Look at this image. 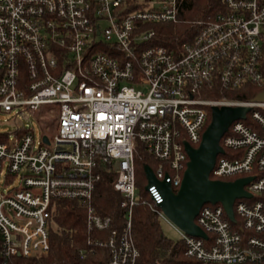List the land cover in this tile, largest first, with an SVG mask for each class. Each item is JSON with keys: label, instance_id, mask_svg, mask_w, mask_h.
<instances>
[{"label": "built area", "instance_id": "built-area-1", "mask_svg": "<svg viewBox=\"0 0 264 264\" xmlns=\"http://www.w3.org/2000/svg\"><path fill=\"white\" fill-rule=\"evenodd\" d=\"M192 0H0V114L44 121L14 137L0 133V174L17 184L0 192V263L46 257L51 249L53 202L71 200L86 212L89 237L81 260L105 248V264H137L133 208L163 212L156 186L140 196L136 153L142 143L155 159L159 181L174 192L197 148L214 106H244L221 140L211 179L254 177L251 198L234 204L233 222L222 204H206L196 224L207 238L181 233L186 255L204 263L264 264V0H222L223 9L195 22L198 33L175 54L157 44L155 25L180 21ZM249 86L248 100L229 96ZM212 94L211 96H208ZM45 138L49 143L45 142ZM230 154V155H229ZM107 168L124 197L126 221L92 204ZM55 264V263H54Z\"/></svg>", "mask_w": 264, "mask_h": 264}, {"label": "trees", "instance_id": "trees-1", "mask_svg": "<svg viewBox=\"0 0 264 264\" xmlns=\"http://www.w3.org/2000/svg\"><path fill=\"white\" fill-rule=\"evenodd\" d=\"M222 9V0H192L190 8L181 13L179 22L154 26L157 30V44L179 54L184 43H191L197 35L195 22L207 19ZM228 94L237 99L248 100L257 94V88L249 86ZM211 95L209 93L208 96ZM156 164L144 145L139 143L136 153V172L137 186L142 198L146 197L143 181L147 178L144 166L155 168ZM116 177L115 171L103 168L102 178L96 184L92 201L99 215L111 218V230H121L126 221V210L122 208L124 197L113 187ZM132 235L140 251L137 264H214L187 256L184 243L181 240L174 241L168 238L164 234L158 216L143 203L133 208ZM107 236V233L88 232L86 212L77 202L57 200L53 202L52 207L51 249L48 256L32 259L16 257L8 264H105L109 257L107 249L95 248L93 254L84 260L79 258L78 250L86 247L89 237L106 238Z\"/></svg>", "mask_w": 264, "mask_h": 264}, {"label": "water", "instance_id": "water-1", "mask_svg": "<svg viewBox=\"0 0 264 264\" xmlns=\"http://www.w3.org/2000/svg\"><path fill=\"white\" fill-rule=\"evenodd\" d=\"M253 101L264 102V92ZM249 107L223 106L212 108L211 122L206 128L200 145L195 148L185 142L189 157L181 186L174 192L166 180L159 181L151 166L145 165L144 172L148 181L146 190L156 186L163 197L160 204L164 214L187 234L207 238L206 233L196 224L201 209L206 204H222L229 218L235 222L234 204L238 199L251 198L245 187L254 177L239 178L234 181L211 179V173L219 155L225 153L221 140L230 126L238 120L247 118ZM45 142L48 139L45 138Z\"/></svg>", "mask_w": 264, "mask_h": 264}, {"label": "rangeland", "instance_id": "rangeland-1", "mask_svg": "<svg viewBox=\"0 0 264 264\" xmlns=\"http://www.w3.org/2000/svg\"><path fill=\"white\" fill-rule=\"evenodd\" d=\"M26 128V126L33 128V131L35 132L37 138H40L43 133H47L45 130V123L44 121H38L37 118H34L32 116L27 117H17L12 118L9 114H0V133H7L10 134L11 137H14V134L16 133L18 128ZM45 128V129H44ZM17 184V179L14 180L13 183H11L10 180H7V177L5 176V172H2L0 174V192L1 191H8L10 190L13 185ZM143 184L146 186L147 179L143 181ZM161 226L164 231V234L174 240L179 241L181 233L175 228L174 224H171L165 220H161Z\"/></svg>", "mask_w": 264, "mask_h": 264}]
</instances>
